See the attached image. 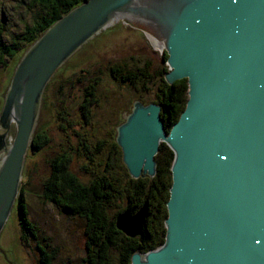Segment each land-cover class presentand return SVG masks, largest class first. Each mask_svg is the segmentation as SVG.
<instances>
[{
	"label": "water",
	"instance_id": "obj_1",
	"mask_svg": "<svg viewBox=\"0 0 264 264\" xmlns=\"http://www.w3.org/2000/svg\"><path fill=\"white\" fill-rule=\"evenodd\" d=\"M125 17L160 39L172 83L189 99L168 132L161 106L134 103L116 141L132 177L156 173L160 142L174 152L164 244L131 264H264V0H87L26 51L0 113V233L18 198L43 92L89 38ZM145 211L117 215L130 237Z\"/></svg>",
	"mask_w": 264,
	"mask_h": 264
},
{
	"label": "rangeland",
	"instance_id": "obj_2",
	"mask_svg": "<svg viewBox=\"0 0 264 264\" xmlns=\"http://www.w3.org/2000/svg\"><path fill=\"white\" fill-rule=\"evenodd\" d=\"M28 2L29 0H0L2 39L5 36L10 38L9 34L15 35L24 24L33 19L36 12L33 8L28 10ZM45 31L0 67V113L17 65ZM151 35L137 24L121 17L75 50L47 83L32 142L27 150L18 193L20 195L23 188V201L28 206L27 216L36 228L38 239H28L30 247L23 243L18 195L0 233V264H45L49 259L47 255H53V259L48 261L50 264H89L91 254L87 252L85 219L79 215L67 214L64 203L53 197L46 199L41 188L44 180L49 178L54 163L55 166L67 165L81 184L90 186L95 181H104L111 188L107 194V212L111 218L116 215V227L117 215L125 211H146L145 229L135 237L145 233L147 218L150 224L152 217V224L157 222V205L164 198V192H161L164 181L157 175V156L161 155L163 144L172 149L167 143L160 142L155 155V175L135 178L130 175L123 161L122 148L116 141L117 128L126 122L137 101L143 105L156 103L161 106L162 113L159 101L168 89L165 81L172 85L178 80H187V99L183 111L187 106L188 79H176L172 83L167 80L166 75L173 70L168 61L169 52L163 42H156L153 40L155 36ZM9 38H6L7 42H10ZM112 69L115 72L117 69L123 70V75L131 76L129 79L134 81L119 78L112 73ZM161 118L163 119L162 115ZM163 121L169 132L175 123L168 130L164 119ZM38 134H43V137L34 143ZM174 158L173 152L169 197ZM150 187L151 194H154L151 198L152 211L155 213L153 215L150 210L152 208L140 202ZM117 229L120 230L118 227ZM42 238L46 239L47 245L40 249L37 242ZM111 250L115 254L113 258L117 259L116 246L111 247Z\"/></svg>",
	"mask_w": 264,
	"mask_h": 264
},
{
	"label": "trees",
	"instance_id": "obj_3",
	"mask_svg": "<svg viewBox=\"0 0 264 264\" xmlns=\"http://www.w3.org/2000/svg\"><path fill=\"white\" fill-rule=\"evenodd\" d=\"M85 0H29L27 3L28 10L33 8L35 14L33 19L23 25L21 30L8 36L0 37V67L6 65L9 57H13L19 50L24 49L27 44L33 42L43 31H45L53 22L71 10L73 7L81 4ZM23 4V2H22ZM1 26V24H0ZM9 38L10 42L6 41ZM142 71V69H140ZM123 70L117 69V72L112 69V73L124 80L129 79L131 76H124ZM144 76V75H143ZM123 80V81H124ZM163 80V79H162ZM134 81V80H131ZM167 91H165L160 98L162 105V117L165 120L167 129L169 130L173 123H175L181 112L183 111L187 99V80L182 79L176 81L174 84L169 85L165 81ZM163 86V84H162ZM43 137V134H38L37 139ZM161 155L157 156V172L158 177L163 179L161 184V192H164V198L159 202L157 208L159 212L157 215V222L155 225L150 224L147 218V228L145 233L139 237H127L123 232L117 229L115 224V216L111 218L107 212V203L109 200V188L104 181L93 182L92 185L86 186L81 184L78 178L73 175L67 165L55 166L49 178H46L42 185L44 196L53 197L64 203L69 215H79L86 221V237L88 240L87 252L91 254L88 261L89 264H131V257L135 252L145 253L149 250H154L161 246L165 240V227L164 220L167 217L166 201L169 198V187L171 185V171L170 166L173 159V152L167 145H162L160 149ZM68 162L66 159H63ZM52 177V178H50ZM142 188V187H141ZM151 187L145 191L141 197V203L147 204L151 207ZM23 188L20 191L18 198L19 215L22 229V239L26 246L28 239L37 240V231L34 224L28 218V206L23 201ZM140 203V204H141ZM131 207V206H130ZM135 206H133L134 208ZM136 209V208H135ZM151 214H155L152 210ZM36 232V234H35ZM29 237V238H28ZM38 247L43 249L46 246V239L42 238L37 242ZM116 246L118 256L114 259V253L111 247ZM47 255V254H46ZM48 260L53 259V255H47Z\"/></svg>",
	"mask_w": 264,
	"mask_h": 264
},
{
	"label": "bare ground",
	"instance_id": "obj_4",
	"mask_svg": "<svg viewBox=\"0 0 264 264\" xmlns=\"http://www.w3.org/2000/svg\"><path fill=\"white\" fill-rule=\"evenodd\" d=\"M151 37H153L152 35H151ZM153 40H155L156 42H160L161 40L160 39H158V38H153ZM162 42V41H161ZM164 44V43H163ZM91 75V74H90ZM49 83V82H48ZM110 208V207H109ZM146 212V211H145ZM66 218V217H65ZM145 229V228H144ZM86 240V239H85ZM88 241V240H87ZM30 250V249H29Z\"/></svg>",
	"mask_w": 264,
	"mask_h": 264
}]
</instances>
